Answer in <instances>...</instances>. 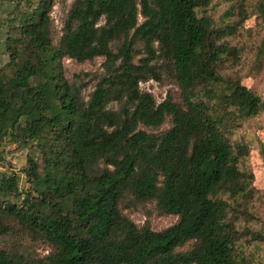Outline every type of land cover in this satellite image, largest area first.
Here are the masks:
<instances>
[{"label":"trees","instance_id":"trees-1","mask_svg":"<svg viewBox=\"0 0 264 264\" xmlns=\"http://www.w3.org/2000/svg\"><path fill=\"white\" fill-rule=\"evenodd\" d=\"M55 4L0 0V264H264L236 135L264 97L235 71L264 66V0H73L60 32ZM98 58L67 75L65 59ZM166 78L180 102L141 88ZM150 202L178 221L124 212Z\"/></svg>","mask_w":264,"mask_h":264},{"label":"rangeland","instance_id":"rangeland-1","mask_svg":"<svg viewBox=\"0 0 264 264\" xmlns=\"http://www.w3.org/2000/svg\"><path fill=\"white\" fill-rule=\"evenodd\" d=\"M73 0H56L52 15L55 21V27L60 32L65 13ZM216 10V15L220 16L225 9V4L218 6ZM104 20H101L103 23ZM256 21L253 18L247 20L244 25L248 28L254 27ZM2 59L0 56V63ZM102 59L98 58L95 61H88L84 63L76 62L72 59L64 60V67L68 76H71L75 72L81 71H94L101 64ZM250 65V60L247 58L243 63L235 68L239 74L243 75V82L256 92L262 94L264 97V66L261 70L256 71ZM253 71V72H250ZM141 88L143 91L151 92L157 102H161L168 93H171L176 101H181V90L173 80L166 78L163 82H156L150 80L141 83ZM237 136H242L244 140L251 142V155L249 157L250 165L256 172L255 186L260 190V197L257 200V211L262 216L264 220V147H260V143L264 142V113L256 119H250L245 122L242 126L238 127ZM26 150L16 151L8 156V160L12 162V165L16 170L20 171L24 165H26ZM23 184H25L23 178ZM33 199H38L35 193H31ZM130 218L135 221L138 225L142 226L149 223L150 226L155 230L165 229L178 221V216L176 215H161L156 209L154 203H146L138 205L135 208H128L124 211ZM49 250L47 246H41L39 251L46 253Z\"/></svg>","mask_w":264,"mask_h":264}]
</instances>
